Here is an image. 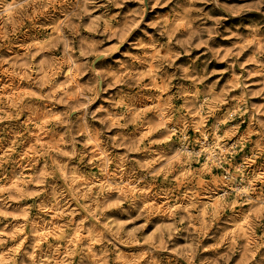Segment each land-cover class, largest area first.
I'll list each match as a JSON object with an SVG mask.
<instances>
[{
	"label": "clouds",
	"instance_id": "obj_1",
	"mask_svg": "<svg viewBox=\"0 0 264 264\" xmlns=\"http://www.w3.org/2000/svg\"><path fill=\"white\" fill-rule=\"evenodd\" d=\"M0 264H264V0H0Z\"/></svg>",
	"mask_w": 264,
	"mask_h": 264
}]
</instances>
